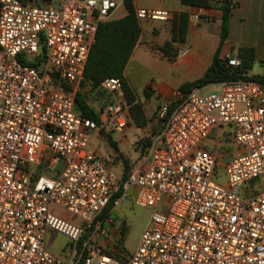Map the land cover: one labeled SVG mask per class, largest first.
Instances as JSON below:
<instances>
[{
	"label": "built area",
	"instance_id": "2783aa9c",
	"mask_svg": "<svg viewBox=\"0 0 264 264\" xmlns=\"http://www.w3.org/2000/svg\"><path fill=\"white\" fill-rule=\"evenodd\" d=\"M41 1L0 0V264H59L45 248L50 231L68 238V264H264V85L174 92L158 107L146 155L123 180L89 140L104 128L122 131L126 106L108 104L99 122L74 111L97 27L122 0ZM135 16L166 22L172 14L140 8ZM188 51L176 45L177 57ZM222 58L240 64L230 52ZM101 88L121 93L122 84L110 77ZM224 127L237 151L220 173L204 143ZM40 165L45 172L34 177ZM129 191L150 213L136 249L117 259L101 241Z\"/></svg>",
	"mask_w": 264,
	"mask_h": 264
},
{
	"label": "crops",
	"instance_id": "0c3cea01",
	"mask_svg": "<svg viewBox=\"0 0 264 264\" xmlns=\"http://www.w3.org/2000/svg\"><path fill=\"white\" fill-rule=\"evenodd\" d=\"M23 4L29 6H41L43 2L41 0H20ZM214 2V6L210 8H197L194 6L183 5L181 0H132L133 7L135 10L144 8V9H158V10H168L171 12L172 17L166 22L152 21V20H141V36L138 43L135 45L133 53L127 63V66L124 71V76L129 88L132 90L135 102L140 104L144 109L147 100L149 99L150 94L158 95L159 98L164 99L160 104H157L158 107L164 104L174 92L177 91V88L185 82H191L195 79L200 78L212 61L213 54L216 47L213 49L208 32L203 29L202 22L205 20V17L213 19V22L217 23L220 30V18L221 11L219 7L222 5V0H210ZM235 3L234 8L231 10V15L229 18V31L228 36L221 48L220 56L222 57L224 53L230 52L233 55L236 54V50L240 46L253 47L255 49L256 58H261L264 56V0H231ZM55 5H58L59 0H54ZM203 10V12L201 11ZM180 12H185L189 15L188 23V32L186 36L185 43L182 44L184 47L188 48V53L182 57H177L171 61L168 60L156 47L161 46L164 42L169 41L171 38V27L172 20L174 16ZM125 9L123 4L111 14V18H119L125 15ZM114 16V17H113ZM197 17V19H195ZM170 23V27L168 24ZM161 27L167 32L162 43L155 40L154 37H157L161 33ZM218 30V35H219ZM145 38L147 41H143ZM148 42V43H147ZM219 42V39H218ZM151 45L153 47H151ZM148 51H151L150 53ZM163 63H172L170 66L171 70L168 72L175 79L171 86L166 85V83H161L155 85L153 81V86L150 88V82L153 80L151 77L147 81L140 83L142 95H146L143 99L140 97L135 86L137 84L132 83L128 79V71L130 65L135 64L137 70L139 69L141 74H153L155 76L157 73L160 74L159 66L160 62ZM179 77L186 78L185 81H178ZM205 87V86H204ZM200 88V91L203 93V88ZM101 92L106 94H100L96 88H93L88 81H82L77 89V92H80L85 98L87 105L92 109V111L98 114L99 119L103 117L104 110L108 104L120 102L126 106L125 116L127 119V126L122 131H117L114 129L104 128L97 133H94L93 137H100V135H106L113 143V147L109 142V148L104 154L99 153L100 155H110L113 158L114 168L117 171L115 173L117 176L122 177L123 171L125 170V161L128 163L129 168L136 164L144 156L138 158L134 162H128L129 160L125 157L128 156L134 141L137 136L141 137L142 135H148L149 138L156 135L160 129V120L156 113L155 120L157 121V126L154 132H149L148 128H145L148 124V114L144 111L146 124L144 126L138 127L134 123L130 115V105L127 104L123 92L121 93H112L106 90L100 89ZM76 92V93H77ZM75 93V94H76ZM103 95V96H102ZM149 95V96H148ZM75 97V96H74ZM156 110V111H157ZM74 111L75 102H74ZM80 115V114H79ZM149 132V133H148ZM107 140V139H106ZM206 150L216 154L218 161V169L223 170L224 165L230 160V158L237 151V148L231 142L230 129L224 127L218 132L212 131L209 135V140L204 143ZM133 149V148H132ZM121 202L119 203V205ZM115 213H112V224L109 227L110 243L108 244L109 249L113 248L115 238L117 237L118 229L113 223L115 221ZM48 235V234H47ZM46 235V237H47ZM108 238V237H107ZM107 238L102 239L101 245L106 244L109 240ZM45 248H46V238H45ZM47 250V248H46ZM48 251V250H47Z\"/></svg>",
	"mask_w": 264,
	"mask_h": 264
},
{
	"label": "trees",
	"instance_id": "16d2710c",
	"mask_svg": "<svg viewBox=\"0 0 264 264\" xmlns=\"http://www.w3.org/2000/svg\"><path fill=\"white\" fill-rule=\"evenodd\" d=\"M219 7L221 11L219 42L212 57V61L204 74L191 82L182 83L177 90L183 95L193 90L200 89L209 84H215L222 81L251 80L264 85V73L252 74L255 49L248 46H240L236 50V56L240 59L239 66L233 67L227 65L226 61L220 56L221 48L228 36L229 18L231 10L235 3L231 0H222ZM183 5L194 6L197 8H210L214 6V2L210 0H181ZM125 9V15L119 18H111L99 23L94 42L90 47L88 58L84 67V79L88 81L93 88L99 90L101 83L106 78H117L121 81L122 92L127 104L130 105V115L136 126L141 127L146 124L144 109L140 104L135 102L132 90L129 88L124 71L127 63L133 53L135 45L141 36L140 23L135 16V9L132 0H122ZM189 15L185 12L176 14L172 20L171 38L164 42L161 46L156 47L168 60L173 61L176 54V45L184 44L188 32ZM44 54V46L41 44L39 57ZM32 67H38L40 61L30 64ZM75 110L85 118H89L99 122L98 114L94 113L87 105L85 98L80 92L74 97ZM157 113V112H156ZM156 115V114H155ZM158 121V120H157ZM141 150V156L147 153L150 138H144L136 142ZM109 144L113 147L114 143L109 139ZM130 169L125 161V170L123 171V180L127 179ZM42 165L35 170L34 177L44 173ZM120 194H117L118 196ZM112 202L103 210L101 217L110 214ZM117 237L112 249H108L104 253L117 258H123L124 241L126 238V227L123 225L118 229Z\"/></svg>",
	"mask_w": 264,
	"mask_h": 264
},
{
	"label": "rangeland",
	"instance_id": "374dc122",
	"mask_svg": "<svg viewBox=\"0 0 264 264\" xmlns=\"http://www.w3.org/2000/svg\"><path fill=\"white\" fill-rule=\"evenodd\" d=\"M201 11L203 12V10ZM205 18H207L206 19L207 21L204 20L202 22L203 23L202 27L204 30L208 32V36L210 38L212 48L214 49L219 39V35H218L219 26L217 25L216 22L215 23L213 22L212 18L211 19H209V17H205ZM108 19H111V17ZM168 26L169 27L171 26L170 23L168 24ZM160 30H161L160 35L154 38L156 41L162 43L167 32L164 30L163 27H161ZM142 40L145 42L147 41V39L145 38H143ZM151 47L153 46L151 45ZM148 52L150 53L151 51ZM171 65L172 63L165 64L163 63V61H161L159 66L160 74L157 73L155 76H153V74H148V73L141 74L139 69L137 70V68L135 67V64H132V66L130 65L127 74L128 79L132 83L137 84L135 88L138 91L140 97L143 99L146 96V95H142L140 90L141 89L140 83H142L143 81H147L151 77H153V80L150 82V88L153 86L152 84L153 81L154 84L156 83L155 85L166 83V85L171 86L172 84L175 83L173 82L175 79L168 72L169 70H171L170 68ZM263 73H264V56L261 58H256L255 56L253 67L252 70L250 71V75L263 74ZM178 79H179L178 81L181 82V81H185L186 78L179 77ZM96 90L100 94L106 96V94L101 92V90L98 89ZM219 91H220V87L216 84H209L203 88V93H219ZM149 99L150 100H147L144 108V111H146V113L148 114L147 117L148 124L145 128H148L149 132H154L157 126L156 125L157 121L155 120L156 117L155 114L157 112L156 111L157 104H160L164 99L159 98L158 95L156 94L153 95L152 93L150 94ZM144 138H148V135H142L141 137L137 136L136 140L134 141V144L132 145L133 149L131 148L130 152L128 153V156H125L129 160L128 161L129 163L134 162L138 158V156H141V150L136 142ZM107 141L109 142V138L106 135H100V137L91 138L90 145L92 148L96 149L99 153L104 154L108 149H110ZM114 169L115 171H117L116 168ZM220 173H222V170H220ZM216 178L218 180H221L222 179L221 174L216 175ZM51 211H53L58 216L74 224H78L80 222L76 217H73L56 207L51 206ZM113 213H115L116 215L113 225L116 228H119V226L121 225L122 226L124 225L126 227V238L124 241V248L126 252H124V255H126V253L127 254L132 253L138 245L140 235L148 221L150 211L147 208H140L134 205L132 191H129L126 195L123 196L121 200V204L114 209ZM110 237L111 236H108L107 239L109 241L106 244H103L101 247V250L103 252L108 251L109 249L108 244L111 242ZM46 248L48 252H50L53 256L57 258L59 264H68L70 249H69V240L66 236L55 231H50L46 237Z\"/></svg>",
	"mask_w": 264,
	"mask_h": 264
}]
</instances>
